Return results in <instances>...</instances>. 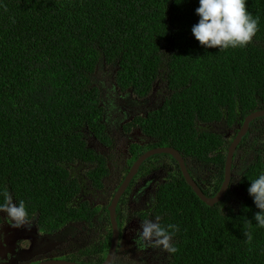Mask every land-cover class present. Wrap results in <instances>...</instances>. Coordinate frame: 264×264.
I'll list each match as a JSON object with an SVG mask.
<instances>
[{"label":"trees","instance_id":"16d2710c","mask_svg":"<svg viewBox=\"0 0 264 264\" xmlns=\"http://www.w3.org/2000/svg\"><path fill=\"white\" fill-rule=\"evenodd\" d=\"M197 7L199 0H0V203L5 191L13 202L24 201L26 224L43 234L85 223L89 240L66 261L101 264L110 246L107 207L75 203L102 190L112 173L114 155H101L85 138L114 149L103 119L107 105L119 113L158 96V105L144 116L130 111L120 126L123 134L138 129L146 141L129 145L127 171L143 152L171 147L206 197L220 189L228 142L200 127L232 126L264 109V0H247L259 18L252 42L221 51L192 34ZM97 74L104 75L100 84ZM250 128L235 156L246 149L259 154L212 207L170 156H153L139 168L171 164L155 209L162 225H179L178 251L167 264H264V228L254 219L260 209L248 193L264 172V147L256 141L264 140V117ZM76 166L84 179L73 174Z\"/></svg>","mask_w":264,"mask_h":264},{"label":"rangeland","instance_id":"374dc122","mask_svg":"<svg viewBox=\"0 0 264 264\" xmlns=\"http://www.w3.org/2000/svg\"><path fill=\"white\" fill-rule=\"evenodd\" d=\"M98 75L99 74L95 75L94 81L100 84L101 82L100 77H103L104 75H99V76ZM150 98L153 100L159 101L158 96H151ZM144 102L145 103L141 106L137 105L138 103L135 104V107H133L135 109L134 114H141L144 116V112L150 110L153 107L152 104L149 103L150 102L149 100H145ZM125 113H127V111ZM120 119H122V116H116V118L111 119L109 130L105 129L107 134L110 135V137L117 139L116 141L118 142L120 149H122V146L126 147L128 143L146 144V141L143 140V138L139 135L141 134V132H139V134L134 133L133 137H131L130 139L123 137V134L120 131V125H119ZM239 128L240 126L238 123L232 126H227L226 122L224 121L220 122L219 124L203 125L200 127V129H203L205 131L217 133L226 140H232V137L239 130ZM85 138H86L87 145H89V147L93 149H97V150L101 149V151L102 149H104L103 147H100L97 143L94 142V138L90 134H87ZM249 142L250 143L253 142V139H249ZM262 143H264V141H262ZM102 152H99V153L103 155ZM127 157L129 156H127V154L123 152V153L117 154V157H115V159L109 161V166H110L109 168L110 170H112L111 176L108 177L109 179L108 185L110 186V188L114 186L117 187V185H119V183L122 181L123 176H125L126 174L125 171H127V165L129 162V160H127ZM256 157L257 156L255 155L254 158ZM251 158L252 157L250 153L248 152V149L242 150L238 154L234 162L236 166L237 174H240L244 171L247 163L251 160ZM152 162L154 161L152 160L151 163ZM158 165L163 166V167L159 166V170L160 168L163 169V173L161 174L162 177H165L168 174V170L169 172L172 170V168H169L171 165L169 161L160 162L159 164H156L155 166H158ZM155 168L153 170H155ZM83 171L84 169L82 167L76 166L73 174L78 179L82 180L84 179ZM211 173L212 172H209V174ZM157 174H160V173H157ZM209 174H207L208 175L207 178L209 177ZM103 189L100 190V192L94 191L91 195L88 196L87 201L89 202V206L94 207V208H103L109 205L113 193L109 194L110 190L107 191ZM105 194H106L105 198L102 199L101 196ZM128 210L130 209L127 208V211ZM1 216L4 219V223L0 229V264H16L20 257L22 259H25L24 257L32 255L36 252H40L42 250H54L55 248L56 249L58 248V249H62L61 251H63L65 250L63 249L64 247L71 248V246H74L76 244H81L82 241L84 240L85 242V239L88 237L87 235L88 229L86 228L88 226L86 224H85V233L80 231V229H82L80 227L78 228V230L76 231L74 235V229L71 225V227L68 226V227H64L63 229H60L59 230L60 232L57 233L56 236L54 235L50 236V234L48 235V234L40 233L35 228L33 222L29 224L24 223L20 227H13L12 226L13 222L7 218L6 213L1 212ZM97 219H98L97 216L93 217V224H95ZM133 219H134L133 217L130 218L129 222L127 223L128 227L125 228L123 232V236L120 239L119 245L122 246V251L118 252L116 249V253H115L114 259L111 264L113 263L114 264H132V262L134 261L132 259L130 260V258L128 257V254H134L135 249H138L137 246L133 242V238H134V234L132 233L133 225L130 224V221ZM133 223H137V222L134 221ZM101 224L102 223L100 222L98 223L99 226H101ZM10 234L14 235L15 242L13 241H11L10 243L8 242L7 237ZM72 235H74L73 236L74 239H69L68 237ZM66 240L68 241L65 242ZM73 240H75V244L73 243ZM17 245H19V248H17ZM151 249H152V252L155 251L157 254V255H154L153 257V259L155 258L154 264H167V261L169 260V253L163 251L160 248L151 247ZM123 252H125L124 256H123ZM52 253L53 251H48L46 253H43V255L47 257L51 255ZM72 262H77V261H72ZM77 263H80V262H77Z\"/></svg>","mask_w":264,"mask_h":264},{"label":"clouds","instance_id":"9594fccd","mask_svg":"<svg viewBox=\"0 0 264 264\" xmlns=\"http://www.w3.org/2000/svg\"><path fill=\"white\" fill-rule=\"evenodd\" d=\"M181 2L182 0H179V3ZM246 5L247 0H199V7L196 8V14L199 16V21L192 26V34L194 35L195 39L206 48L219 47L221 51L227 50L229 48L246 47L250 42H252L253 37L259 31V18L254 17L253 14L247 10ZM148 100L152 105L153 101H157L151 98ZM131 108L132 107L125 109L124 112L127 111V113H130V111H132ZM130 118L131 117H129V120ZM243 121L239 123L240 128ZM251 123L249 124L248 130L244 137L253 129L250 128ZM238 131L236 132V135ZM234 138H232V140ZM243 138L241 139L240 143L242 142ZM232 140H227L228 145L225 149L226 154ZM231 187L232 185L230 181L229 188ZM248 193L253 198L256 207L260 209V211H258L254 217V219L257 221L256 225L259 228H264V172H262L257 178L251 180ZM3 196L4 202L0 203V212L6 213L7 218L13 222V227H20L26 222V217L28 215L24 201H20L19 204L13 202L12 197L7 191L3 193ZM159 220L160 217H156L155 220H143L140 224V227L135 229L133 242L140 250L153 247L160 248L169 254H174L178 251V248L175 246L174 237L179 231V225L170 223L165 226L162 225ZM248 223L251 224V221L248 220ZM245 235L249 240L252 239L250 233H245Z\"/></svg>","mask_w":264,"mask_h":264},{"label":"flooded vegetation","instance_id":"af4514ba","mask_svg":"<svg viewBox=\"0 0 264 264\" xmlns=\"http://www.w3.org/2000/svg\"><path fill=\"white\" fill-rule=\"evenodd\" d=\"M153 105H158V104L155 101H153ZM133 107H135V106H133ZM133 107L131 109H132V111L134 113L135 109ZM119 109L121 110L120 107H119ZM105 111L106 112H105V115H104L103 119H104L105 129L106 130H109V125L111 123V119L116 118V116H122V119H120V121L122 120V122L120 123V126L123 125V124L126 125L128 123V121H129V117L130 116L132 117V114L125 113L124 111H120V112H124V114H122L120 112L117 114V112L119 110H117L115 106L111 107L110 105H107V107L105 108ZM254 129H255V127H254ZM120 131H121V129H120ZM139 132L140 131L138 129H133L128 134H123V132L121 131V133L123 134V137H125L127 139H130L131 137H133L134 133H138L139 134ZM139 135L143 138V140H145L144 136L142 134H139ZM112 139H114L113 143L115 144L113 150H111L108 147H106L105 145L101 144L99 141H97L94 138V142L97 143L100 147L104 148V149H102L103 152L101 151V149H98V150L94 149V150L102 152V154L106 155V157H108L109 155H114L113 159H115V157H117V154H120V153H123V152L127 154V150L129 148V145L132 144V143H128L126 147L122 146V149H120V146L119 145L117 146V144H118V142L116 141L117 139L116 138H112ZM252 139H254V138H252ZM256 141H257L258 145L260 146L259 149L261 150L263 148V145H264V143H262V141H264V140H262V138H256ZM144 143H145V141H144ZM135 144H138L140 146L144 145V144H141V143H135ZM88 147H89V145H88ZM159 148H161V147H159ZM147 151H149V150H147ZM147 151H145V152H147ZM236 152H237V149L234 151L232 177H233L234 174H237L236 173V166L234 164V162L236 160V156H235ZM249 153H250L252 158L247 163V165H246V167H245L243 172L246 171L248 165L253 160H256L257 157L254 158V156L255 155L258 156V154H259L257 151H251V150H249ZM162 155H165V154H162ZM127 156H129V155L127 154ZM167 156H169V155H167ZM152 157H150V158H152ZM128 158L129 157H127V159ZM150 158H148V159H150ZM110 160L111 159H108V163H109ZM153 164L154 165H151V167L147 168L146 170H141V173L139 172V169H138L137 174L134 176V178L131 179L129 185L127 186V188L125 189V191L123 192V194L119 198L118 206H117V209H116L117 222H118V224L120 226V227H118L119 230H120L119 242H120V239L123 236V232H124L125 228L128 227L127 223L129 222L131 217L134 218L133 220L130 221V224L133 225L132 233L134 234V236H135V229L140 227V224H141V222L143 220H145V219L155 220L156 217H160L159 215L158 216L155 215V209H156V207H157V205L159 203L158 202V196H159L158 195V190H159V187L162 184H164V181H165L167 175L165 177L161 176V174L163 173V169L160 168V170H159V166L163 167L162 165L155 166L156 164L155 163H153ZM154 168H155V170H153ZM111 172H112V170H111ZM127 172H126V174H127ZM150 173H151V175H150ZM157 173H160V174H157ZM242 173L237 174L236 178H239ZM126 174H125V176H126ZM125 176H123L122 181H123ZM160 179H162V180H160ZM122 181L119 183V185H117V187L114 186V187L110 188V186L108 185L109 179L107 178L104 181V184H105L104 186L105 187H104L103 190H107V191L110 190L109 194L113 193L112 194V197H113L114 193L116 192V190L118 189V187L120 186ZM112 190H114V191H112ZM98 192H100V191H98ZM123 195H125V199H123L122 202L120 203ZM105 196H106V194L102 195L101 196L102 199H104ZM82 197H81L82 199L75 200V203H76L77 207H79L80 204H82V202H85V200H88V198L86 196L83 195ZM127 208H129L130 210L127 211ZM0 216H1V212H0ZM134 221H136L137 223H133ZM3 223H4V219L2 218V222L0 224V229H1L2 225H3ZM25 224H26V222H25ZM71 225H72V227L74 229V235H75L76 231L78 230V228H80V227L82 228V229H80V231L85 233V223H83V222H71V223L67 224L64 227H68V226L71 227ZM64 227H62L61 229H63ZM100 230H102V228L98 229V231H100ZM59 232L60 231L58 230V232H56L55 234H50V236H53V235L56 236L57 233H59ZM89 234L87 233V235H89ZM74 235H72V236H70L68 238L69 239H74L73 238ZM86 239L89 240L88 237ZM7 240H8L9 243L11 241L15 242L14 235L10 234L7 237ZM68 240H66L65 242H67ZM65 242H63V243H65ZM119 242H118V245H117V251L118 252L122 251V246L119 245ZM73 243L75 244V240H73ZM83 243H84V240L82 241L81 244H76V245L80 246ZM74 246H71V248L64 247L63 249H65V250H63V251H61L62 249H58V248L57 249L55 248L54 250H42L40 252H36V253H34L32 255L24 257L25 259H22L20 257L21 259L19 258V260H18V262L16 264H38V263L46 262L48 260H65L66 257L70 254V252H72V250H74V248H75ZM17 248H19V245H17ZM48 251H53V253L51 255L47 256V257L44 256L43 253H46ZM54 254H56V255H54ZM124 254H125V252H123V256H124ZM154 255H157L156 252L155 251L152 252L151 247H149V248H147L145 250L135 249V253L134 254H128V257L130 258V260L131 259L134 260L132 262V264H154V259H155V258L153 259ZM123 256H122V258H123ZM74 261L82 263L80 259H75Z\"/></svg>","mask_w":264,"mask_h":264},{"label":"water","instance_id":"95a60500","mask_svg":"<svg viewBox=\"0 0 264 264\" xmlns=\"http://www.w3.org/2000/svg\"><path fill=\"white\" fill-rule=\"evenodd\" d=\"M259 117H264V109L252 112L245 117L241 128L239 129L237 135L232 140V142L230 143L227 149V154L223 168V181L219 191L212 198L204 196V194L201 192L195 181L189 175L183 157L174 148L171 147L154 148L140 155L130 166L126 176L124 177L122 183L114 193L107 207V212L111 227V242L106 258L101 264H111L116 253L117 245L119 242V235H120L117 218H116V208L118 205L119 198L123 194L127 186L129 185L131 179L137 174L138 169L148 158L155 155H162V154L169 155L177 163L184 181L191 188V190L194 192L197 198L201 202H203L206 206L212 207L213 205L224 199L232 178V159H233L234 151L237 145L240 143L241 139L244 137L245 133L247 132L249 124L253 120ZM38 264H85V263H77L66 260H48L46 262H42Z\"/></svg>","mask_w":264,"mask_h":264}]
</instances>
